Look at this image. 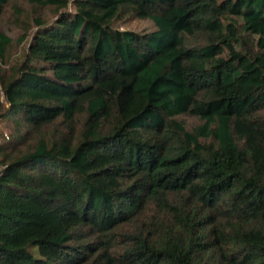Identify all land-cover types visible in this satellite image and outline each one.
<instances>
[{
	"label": "trees",
	"instance_id": "obj_1",
	"mask_svg": "<svg viewBox=\"0 0 264 264\" xmlns=\"http://www.w3.org/2000/svg\"><path fill=\"white\" fill-rule=\"evenodd\" d=\"M4 14L3 66L29 37L0 69V264H264V0Z\"/></svg>",
	"mask_w": 264,
	"mask_h": 264
},
{
	"label": "rangeland",
	"instance_id": "obj_2",
	"mask_svg": "<svg viewBox=\"0 0 264 264\" xmlns=\"http://www.w3.org/2000/svg\"><path fill=\"white\" fill-rule=\"evenodd\" d=\"M24 12L26 15H29L30 14L29 7L25 6ZM44 17L45 20H49L52 18L50 13H45ZM114 26L120 30L124 28H129L136 30L138 32L149 31L153 29V26L149 21L133 20L132 18H125V20L115 23ZM0 30L4 32L6 35H8L13 41L22 32L21 28L13 23L11 14L9 15L4 14L0 17ZM28 37L29 36H27L21 43L19 42L16 44L15 42H13L12 44H10L6 53L7 65H11L15 62H18L21 59ZM7 65L3 66V64L0 63V69L2 68L5 69ZM0 98H1V94H0ZM181 119L185 121L187 126H190L195 122V119L193 118L181 117ZM10 133H11V124L8 121H5L4 118L0 117V142L9 139Z\"/></svg>",
	"mask_w": 264,
	"mask_h": 264
}]
</instances>
